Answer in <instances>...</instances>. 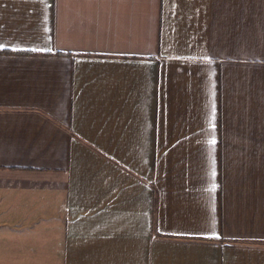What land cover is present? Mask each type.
Here are the masks:
<instances>
[{"label":"crops","instance_id":"0c3cea01","mask_svg":"<svg viewBox=\"0 0 264 264\" xmlns=\"http://www.w3.org/2000/svg\"><path fill=\"white\" fill-rule=\"evenodd\" d=\"M0 264H264V0H0Z\"/></svg>","mask_w":264,"mask_h":264},{"label":"trees","instance_id":"16d2710c","mask_svg":"<svg viewBox=\"0 0 264 264\" xmlns=\"http://www.w3.org/2000/svg\"><path fill=\"white\" fill-rule=\"evenodd\" d=\"M2 52H6V53H8V51H2Z\"/></svg>","mask_w":264,"mask_h":264},{"label":"snow or ice","instance_id":"6c2138e0","mask_svg":"<svg viewBox=\"0 0 264 264\" xmlns=\"http://www.w3.org/2000/svg\"><path fill=\"white\" fill-rule=\"evenodd\" d=\"M212 143H215V141L213 140Z\"/></svg>","mask_w":264,"mask_h":264}]
</instances>
